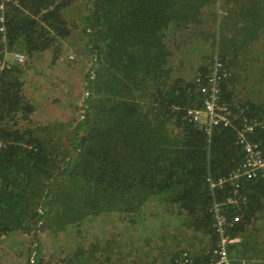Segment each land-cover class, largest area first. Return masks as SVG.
I'll return each mask as SVG.
<instances>
[{
	"label": "trees",
	"instance_id": "trees-1",
	"mask_svg": "<svg viewBox=\"0 0 264 264\" xmlns=\"http://www.w3.org/2000/svg\"><path fill=\"white\" fill-rule=\"evenodd\" d=\"M230 1L86 0L81 47L93 58L84 65L86 76L77 74L74 61L66 58L65 40L74 28L64 10L71 0L5 4L0 10V238L32 233L39 239L47 228L50 237L66 245L47 264H65L64 252L70 264H118L98 241L114 234L145 250L159 244L157 235L168 230L188 233L190 240L177 246L172 256L162 251L166 262L160 264H182L180 258L186 255V264L217 261L213 251L221 235L213 204L237 195L231 184L212 191L208 178H228L243 162L237 136L246 124H262L249 137L264 152V103L240 101L234 88L227 91L229 80L250 71H261L258 81L264 85V63L257 56L239 62L255 43L264 44V17L259 19L264 8L254 4L261 0ZM180 29L193 34L183 47L185 58L208 45L220 51L223 37L228 41L225 51L231 50L223 54L228 68L236 64L223 81L222 99L237 119L233 126L214 127L211 136L187 116L188 110L202 108L198 84L172 79L184 53L179 52L180 44L167 43L166 32L173 30L176 40ZM254 31L247 48L240 53L233 49L234 36ZM6 52L23 53L27 61L3 66ZM60 63L87 80L85 117L72 125L37 124L31 116L42 105L35 93L57 91ZM74 102L77 106L79 98ZM113 122L114 137L102 138ZM130 125L139 129L138 136L124 132ZM61 179L78 188H59ZM242 194L246 204L230 206L226 213L233 225L227 235L241 237L230 246L229 259L254 264L264 259V232L248 240L245 228L264 214V175L244 183ZM90 216L101 221L99 228L106 224L100 237L87 233L86 238L71 229ZM207 239L212 248L194 256L195 247ZM42 260L34 264H45ZM147 264H157L156 257Z\"/></svg>",
	"mask_w": 264,
	"mask_h": 264
},
{
	"label": "rangeland",
	"instance_id": "rangeland-1",
	"mask_svg": "<svg viewBox=\"0 0 264 264\" xmlns=\"http://www.w3.org/2000/svg\"><path fill=\"white\" fill-rule=\"evenodd\" d=\"M229 2L230 4L232 3V1L230 0ZM86 3V0H71V2H68L67 8L64 10L66 19L70 27L72 26V28H74L72 37H70L68 40H65V47H67L68 49L67 56H70V54L75 55L76 59L74 61L73 68L76 67L75 72L77 74H81L82 76L87 75V71L85 70L84 65L88 63L92 64L93 62L91 52L86 51L81 47V41L85 39L82 22L87 15ZM254 4L257 5L258 8H264V0L255 1ZM263 17L264 13L259 17V19ZM250 18L255 19L254 16ZM259 28L260 27L258 26L256 32ZM254 33L255 31L241 33L234 36L232 42L233 49L237 50V52L240 53V51L247 48V45H249L253 40ZM227 44L228 41L222 37L219 46L220 51L213 50L209 45L208 47L206 46L200 54L199 52L201 50H197L196 55L186 57L185 60L181 63L180 67L176 66V68H174L172 79L178 78L184 79L188 82H195L199 87V80L201 75H198L199 72H201V70L206 71L209 68L212 58L217 52H219L222 56L224 53L228 54L231 50L225 51ZM203 53H205L204 58H202ZM16 56L17 53L6 54L5 60L2 65L7 67L14 65V63H16ZM253 56L258 57L259 63H264V44H260L258 42L255 43L253 46H251L249 53H245L239 57V62ZM195 58L196 60H194ZM227 59L229 60L228 57ZM235 65L236 64L230 63V70ZM90 68L91 66L89 67V69ZM57 70L62 76V80L54 83L57 91H53V94H45L44 96H38V93H35L34 98L38 99V105H42V107L38 109L37 115L31 116V120H38L37 124L42 125L47 122L49 123L60 121L72 125L77 121L82 120L80 114V104L83 97L87 96V80H80V77L75 75L74 70L73 74H71L69 68L64 63H60V65L57 67ZM261 73L262 72L259 70L250 71L247 75L239 73V75L235 79L228 81V83L238 93L239 96H237V98L240 99V101H242L243 98H246L249 102L257 104V106L264 103V85H262L258 81V79L262 77ZM77 98H79V102L76 106L74 99ZM116 129V122H113L109 127L105 128L102 131L101 137H114V132L116 131ZM125 131H128L135 136H138L139 134V129L131 125L127 129H125L124 132ZM65 145L67 146L68 142H65ZM58 187H63L66 191L73 188H78L73 184L72 181H66V179L59 180ZM82 188H85V186ZM55 194H58V192ZM261 219H264V214H260L259 217L248 228H245V235L248 236V240L261 238L264 232V223L259 222V220ZM84 222H86L85 225H81ZM100 222L101 221L97 217L90 216L86 217L81 223L74 224L71 229L78 232V234H80L81 236L85 234L86 238H94V236L100 237V234L103 233V228L106 227L105 224V226H102L103 228H99L101 226ZM172 224L178 225V222L174 220ZM181 228L183 229V227ZM48 231L49 230L47 228H44L42 231H40L39 239L32 236V233H14L9 236L1 237L0 264H34L38 259H43L42 262L47 264L48 258L55 255L57 249H61L66 246L62 242L56 241L52 237H50ZM87 233H89L90 236L87 237ZM157 238H159V244H157L155 247H150L151 249L145 250L135 248L134 244L124 241L121 236H112L109 238H104L103 241H97L102 246V248H107V253L109 252L111 258H115L119 260V262L121 261L120 263L118 262V264H147L151 263L155 257L156 263L160 264L164 261L166 262L165 255L161 254L162 251L165 254L168 252L170 253L168 255L172 256L174 249H179L177 246L180 245L182 247V245H186V243L190 240V235L188 233L178 234L172 233L168 230H164L161 231L159 235H157ZM237 239L240 240L241 237ZM66 241L68 242L67 239ZM197 244L200 245V242H198ZM211 248L212 247L210 245V241H208L207 239V241H203L202 246L195 247L196 251H194L195 253L193 255L196 256L197 254L201 253L203 249L209 250ZM36 249H40L41 252H39L40 250L36 252ZM226 252L227 255L232 254V250L230 248H227ZM145 253H147L148 256H146ZM239 253L242 252L239 251ZM34 254H36L35 257ZM151 254L152 257L150 256ZM62 258L65 260V264H70L66 252H64ZM180 259L184 262H187L185 257H182ZM238 264H246V262L242 260ZM254 264H264V259L255 261Z\"/></svg>",
	"mask_w": 264,
	"mask_h": 264
},
{
	"label": "built area",
	"instance_id": "built-area-1",
	"mask_svg": "<svg viewBox=\"0 0 264 264\" xmlns=\"http://www.w3.org/2000/svg\"><path fill=\"white\" fill-rule=\"evenodd\" d=\"M10 0H1L0 10H5V4ZM3 18H1V22ZM4 31V28H1ZM25 56L17 54L16 62L23 63ZM222 61L217 57L213 64L212 73L205 81L199 80L200 92L203 96V107L201 109H190L187 116L197 125L205 128L207 136L212 135V130L216 126H233L237 115L230 109V107L221 102V81L225 76L222 68ZM9 67V66H8ZM262 124L260 122H253L246 124L244 129L241 130L237 136V145L244 152V159L240 166L232 172L228 178L214 179L208 178V183L212 191L223 188L226 184H231L233 194L237 197L227 198L225 202L213 204V212L217 218V232L221 235V241L217 248L213 251L217 261L210 264H233L227 255V248L240 241L237 238L231 239L227 234L228 228L233 226L230 224L227 216V209L230 206L241 207L246 204L247 198L242 194L238 195L242 189V185L246 182L253 181L264 175V152L258 144L252 142L249 136H252L257 128ZM184 257H187L184 256ZM180 263L186 264L187 262L181 261Z\"/></svg>",
	"mask_w": 264,
	"mask_h": 264
},
{
	"label": "clouds",
	"instance_id": "clouds-1",
	"mask_svg": "<svg viewBox=\"0 0 264 264\" xmlns=\"http://www.w3.org/2000/svg\"><path fill=\"white\" fill-rule=\"evenodd\" d=\"M21 54L25 56V60H24L23 63H17V62H16V65H24L25 62L27 61V56H26L25 54H23V53H21ZM217 57H219V58L221 59V61H222V63H223L221 70L224 71V73H225V76L223 77V79H222V81H221V102L225 103V102L223 101V99H222V86H223V81L228 77L227 74H228V72L230 71V69L228 68V64H227V62L225 61L224 57H223L219 52H217V53L213 56L212 61H211V65H210L209 68L206 70V73L200 75V80L205 81V80L207 79V77L212 73L213 64H214V61H215V59H216ZM66 58H67L68 60H70V61H75V59H76V57H75L74 54H70V56L68 55V56H66ZM227 60H228V59H227ZM228 61H229V60H228ZM14 64H15V63H14ZM229 76H230V75H229ZM200 86H201V84L199 83V93L201 94V92H200ZM201 95H202V94H201ZM86 97H87V96L83 97L82 102H81V104H80V114H81V118H82V120H83L84 117H85V99H86ZM202 99H203V96H202ZM225 104H227V103H225ZM227 105H228V104H227ZM228 106H229V105H228ZM202 107H203V104H202ZM188 111H189V110H188Z\"/></svg>",
	"mask_w": 264,
	"mask_h": 264
},
{
	"label": "crops",
	"instance_id": "crops-1",
	"mask_svg": "<svg viewBox=\"0 0 264 264\" xmlns=\"http://www.w3.org/2000/svg\"><path fill=\"white\" fill-rule=\"evenodd\" d=\"M166 34H167V39H166L167 43H169L170 45H173L175 43L180 44L181 49L179 50V52L184 53V58L182 60V62H183L185 60V53H186L183 47H187L186 44L191 43V37H193L192 31L190 29H188L185 32L183 30H179V36H178V38H176V40H174L175 39V32L173 30H169L168 32H166ZM191 46H193V45H191ZM6 54H11V53L6 52ZM178 59H180V57ZM194 60H196V58ZM181 63L178 65V67L181 66ZM231 88H233V87L227 83V91L230 90ZM248 227H249V225L247 226V228ZM235 238H240V237H235ZM240 241H241V239H240Z\"/></svg>",
	"mask_w": 264,
	"mask_h": 264
}]
</instances>
